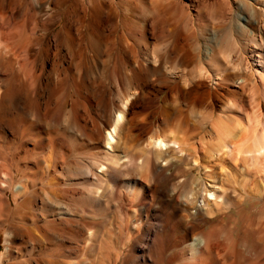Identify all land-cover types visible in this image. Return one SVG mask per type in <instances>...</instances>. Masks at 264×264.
<instances>
[{"label":"bare ground","instance_id":"6f19581e","mask_svg":"<svg viewBox=\"0 0 264 264\" xmlns=\"http://www.w3.org/2000/svg\"><path fill=\"white\" fill-rule=\"evenodd\" d=\"M0 243L264 264V0H0Z\"/></svg>","mask_w":264,"mask_h":264},{"label":"rangeland","instance_id":"374dc122","mask_svg":"<svg viewBox=\"0 0 264 264\" xmlns=\"http://www.w3.org/2000/svg\"><path fill=\"white\" fill-rule=\"evenodd\" d=\"M125 88L127 89L128 88V85H125ZM1 244V243H0ZM2 248H1V246H0V250H1Z\"/></svg>","mask_w":264,"mask_h":264}]
</instances>
